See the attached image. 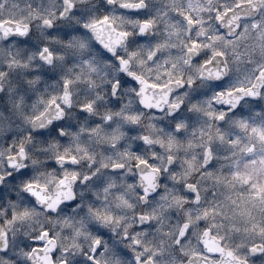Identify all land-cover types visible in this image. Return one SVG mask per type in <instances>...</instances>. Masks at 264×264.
Wrapping results in <instances>:
<instances>
[{
  "label": "clouds",
  "instance_id": "1",
  "mask_svg": "<svg viewBox=\"0 0 264 264\" xmlns=\"http://www.w3.org/2000/svg\"><path fill=\"white\" fill-rule=\"evenodd\" d=\"M0 264H264V0H0Z\"/></svg>",
  "mask_w": 264,
  "mask_h": 264
}]
</instances>
